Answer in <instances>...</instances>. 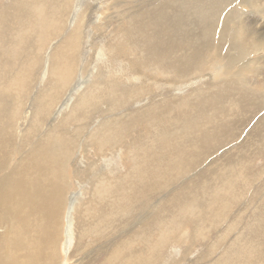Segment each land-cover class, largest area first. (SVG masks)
<instances>
[{
  "label": "bare ground",
  "instance_id": "obj_1",
  "mask_svg": "<svg viewBox=\"0 0 264 264\" xmlns=\"http://www.w3.org/2000/svg\"><path fill=\"white\" fill-rule=\"evenodd\" d=\"M137 3L142 11L137 22L131 19L119 38L128 54L143 56L156 73L193 79L178 89L181 94L152 103L143 102L150 94H140L144 98L137 102L140 96H129L133 89L121 92L108 80L115 74L109 63L104 76L95 69L87 74L89 30L77 25L78 13L86 9L83 0H0V264H174L186 242L180 233L193 220V242L218 236L208 256L190 264L207 258L209 264H264V196L242 174L253 156L264 152V140L250 145L248 153L237 147L241 134L230 137L228 129L252 110H264L258 105L264 101V30L254 16L264 21V5L259 0ZM74 7L81 10L72 14ZM247 9L261 13L250 15ZM223 12H229L224 19ZM180 29L187 34L178 35ZM55 35L60 38L52 44ZM45 53L49 78L40 72L33 77ZM208 68L213 72L204 73ZM35 79L41 89L36 87L33 104L28 108L27 99L23 109ZM45 83L49 89L43 91ZM238 93L240 99L231 96ZM229 105L233 112L226 110ZM258 115L255 135L262 137L264 115ZM136 119L153 122L137 151H128V172L116 177L113 169L115 178L108 177V168L119 163L115 152L87 176L92 186L74 182L69 172L75 178L87 167L83 156L74 160L76 152L92 145L119 148ZM222 128L229 136L221 135ZM225 140L229 149L217 153ZM232 150L245 155L227 162ZM165 182L169 191H163ZM90 193L95 202L87 198ZM238 230L240 236L230 237ZM228 238L227 249L218 254L215 248Z\"/></svg>",
  "mask_w": 264,
  "mask_h": 264
},
{
  "label": "rangeland",
  "instance_id": "obj_2",
  "mask_svg": "<svg viewBox=\"0 0 264 264\" xmlns=\"http://www.w3.org/2000/svg\"><path fill=\"white\" fill-rule=\"evenodd\" d=\"M87 1L83 0V6H84V4H86L84 6V7H86V9H84V12H82V11L79 12L81 9H79L77 7H74V9L72 10V14L74 13L75 10L79 12L77 15L79 18L77 25L78 26L82 25L84 27V30H85V27L89 30V32H88L89 38L87 41H89L90 46H89V52H87V55H91V56L88 58L89 61L86 62V70L88 71L87 74L91 73L92 69H95V71L98 74H102L104 76V74L107 71V67L104 64L109 63L110 64V67H108L109 71H113V73H115V74H110L113 76L108 77L109 79L108 78L107 79L110 81L116 82L115 84L119 90L123 89L124 91H126V90L129 91V90L133 89L132 91H130V92H134L133 95H129L131 97L134 96L136 98V97H139L140 94H143V93L150 94L148 97L152 101L150 99L146 98L148 100V102H147V100L143 101L146 103H152L153 99H156V100L163 99L165 97V95H169V97H170L171 93L174 95L175 94H181V92L178 93V91H179L178 89L182 88L183 86L190 85V83H193V79L191 76L186 77V75H182L181 79H178V78H174V77H168L165 74H161L158 72H157L158 73L157 74L156 68L154 67V65H152L151 63L146 65L147 59H145L143 56H141L139 54V56L142 57L140 60V57L138 55L134 54V56H133V52H132V55H131V53H130V55L128 54L129 53V51H127L128 48L126 47V45L124 46V43L123 44L121 43L119 38H121L125 29L128 30L130 28L131 19L133 20L132 21L133 23H134V20H136V22H137L138 15L142 12V11H139L137 8V5H140L137 3V0H128V1L127 0H90L91 2L90 1L87 2ZM259 1L261 2L259 6L264 5V0H259ZM143 3L145 4L146 0H143ZM96 6L99 7V10L96 9ZM12 8L13 7L11 6V9L10 8L8 9L9 13H12L14 11L13 10L14 8L13 9ZM70 10L67 11L69 16H70ZM54 11H55V13H57V10H54ZM247 11L249 14L250 13H252V14L253 13H261V11L256 10V9L250 10V11L247 9ZM67 13H65L63 16L64 22L68 20L67 15H66ZM150 14H153V13H150ZM228 14H229V12H223L222 18L224 19ZM155 16L156 15H154V17ZM254 16H255L256 20H259L260 23L263 24L262 27L264 30V21H262L263 16H261V15H254ZM151 17H152V15H151ZM92 27H93V29H92ZM230 27L233 28L232 25H230ZM215 30H213V31H215ZM165 32H167V31H165ZM177 34L178 35L179 34H187V31L185 29H180V30H177ZM59 38H60L59 35H55L52 38L53 41L51 40V43L53 44L54 42H57V39H59ZM213 38H214V36H212V39ZM203 40L208 41L209 39L204 38ZM51 43H50V45H51ZM218 43H219V39H218ZM29 45H30V43H29ZM53 46L54 45H52L51 47H53ZM55 46H54V48H55ZM162 46L165 50H167L170 47V44L168 42H166V43H162ZM148 47L151 51V45ZM224 47H226V46H224ZM100 50H102V51L100 52ZM104 51H106V53ZM43 55L46 56V58L43 60L44 65L40 68L41 70L38 68V65H35V67L37 68V72L32 73L33 77H36L35 75H37V73L40 72L41 76L46 75V78H49L47 66H46L47 65L46 62H48L47 57H49V56L46 53ZM245 58H250V57H245ZM176 61L181 63V61H179V60H175V62ZM178 62H176V64L179 65ZM8 70L10 72H12L13 68L8 69ZM43 70L44 71L46 70V71L44 72ZM208 71L213 72L209 68L204 69V73L207 74ZM260 72L262 73L260 78L263 80L264 69L260 70ZM205 77H206V79H209L208 80L209 83L206 82V84L209 85L211 83V81H210L211 78L210 77L207 78V75ZM247 77H248V74H247ZM79 79L80 78L78 77L77 81ZM86 79H88V78L86 77ZM37 81L38 80H36L35 82L31 81L33 85L32 84L29 85L28 94H27L26 98L23 99V104H22L23 109L26 108L25 102L27 99L28 100H27L26 104H27L28 108L30 105L33 104V98L30 99V97H33V95L36 94V87L38 89H41L40 88L41 83H37ZM135 82H136V84H135ZM46 83H48V81ZM46 83L44 84V87L42 88L43 91H46L49 89V88L45 87ZM130 84H132L133 86H131ZM200 84H202V85L200 86ZM135 85H136V87H135ZM194 85H196L197 87L208 89V92H210L212 89L211 86L204 85L203 82H201L200 80L199 81L194 80ZM119 90H118V92H119ZM15 92L17 93L18 91H15ZM121 92H122V90H121ZM18 93H19V95H21L20 92H18ZM136 93H137V95H136ZM190 93H187V94H190ZM62 94H63V91H62V93L60 92V95H62ZM231 96H234V97H237L238 99H240L242 97V93L232 94ZM34 97H35V95H34ZM175 97L176 96H174V98ZM143 98H144L143 96H140V98H137V102H139L140 99H143ZM175 99L177 100V98H175ZM14 101H17L16 97H14ZM149 101H151V102H149ZM13 103L14 102H12V104ZM136 105H138V104H135V107H136ZM258 105H261V107H263L264 101H261ZM13 106L14 105H12L11 107H13ZM100 106H105V105L101 104ZM145 106H147V104ZM230 106L231 105L227 106L226 110L228 108H230L232 110V108ZM254 108H259V106H255ZM254 110H252L250 112V115L248 114V116H246L245 121L242 120L241 123L237 122L238 124L236 123V124H229L228 125L229 126L228 129H230V131H233V133H232L233 136L230 135V137L234 138V135H236V134L240 135L241 134L240 138L237 137V135H236L237 139L239 138L238 139L239 142H237V141L236 142L239 144L241 143L237 147L242 146L243 149H246L248 151V153H249L250 145L251 146L258 145V143L261 140H264V134L262 137L255 135L257 133L255 128H257L259 125V121L255 118V115L259 114L258 116L262 117L264 115L263 114L264 110L261 111L260 113L257 111H254ZM62 112H64L63 109H60V113H62ZM232 112H233V110H232ZM260 117H257V118H260ZM107 119H110V117H108ZM135 122L132 123V125L125 130L124 135L121 137V146L119 148H115L112 146H105V147L100 149L98 145H92V146L84 147V149H83L84 151L79 149L78 152H76L77 154H76L74 160H76L77 157L83 156L84 161L87 162V167L84 170V173L79 174L78 177L76 176L75 178H74L75 172L74 171L69 172L73 181L74 182H76V180H78V182H85L86 181L87 185L92 186L89 179H87V176H89L90 172H95V171L97 172L98 169L100 168V165H103V163L105 164V162H103V160H105V159L110 160L113 157V154H115V152L119 153V154L117 153V155L115 156L116 161L118 160V162H119L118 166H115V164L113 165L111 163V166L112 165L113 166H112V168H108V170L111 169V171H110V173H108V171H107V175H109L108 177H110V178H115L114 174H113L114 172L112 173V171H114L113 169H116L115 171H117V173H115V174H117V175H115L116 177L118 176V174H120V176L126 174L130 168V165H131V161H130L131 157L128 155L129 154L128 151L132 150V149L137 151V147L139 144L137 141L142 142L143 140L148 138V135L151 134V132L149 131L150 122H153V120L152 121H143V122L140 120H137ZM233 125H235V126H233ZM231 127L233 128V130ZM221 131H222L221 135L229 136V135H225L223 133V131H224L223 128L221 129ZM77 142H78V139H77L76 143H74L75 145L74 144L71 145L72 146V152H74L76 150V148L74 149V147H76ZM84 143L85 142L82 141L81 145H83ZM226 143L227 142L225 140L224 144H226ZM224 144H221V145L215 147L217 153L223 154L227 150V148L229 149V147H230L229 144H226V145H224ZM246 146L247 147L249 146L248 149ZM241 154H243V153L239 154L238 150H232L226 156L227 162L241 158V156H242ZM243 155H245V154H243ZM253 158H254L253 159L254 161L252 160L253 163L248 165L249 169L247 168L246 170H244L242 172V174H243V176L245 175L247 178H249L252 188L254 187L253 189L255 191H260V192L262 191L263 193L261 192V194H263V196H264V152L261 153L259 156L258 155L253 156ZM90 161H91V163H94L92 165H97V167L96 168H90ZM107 164H109V162H107ZM249 180H247V182ZM166 185H167V182H165L163 184V191H169L170 190V187H167ZM74 186H76V185H74ZM256 186H258V187H256ZM76 190L77 189L75 188L74 192ZM90 194H91V197L87 195V198H89L90 200L96 199L95 196H93L94 198L92 197V193H90ZM253 194H255V193H253ZM254 196L257 197L256 195H254ZM255 201L257 202L256 199H255ZM94 202H95V200H94ZM137 215H138L137 216V222H138V220L140 219V215L138 213H137ZM148 217H149V213L147 215V218ZM194 225H195V220L189 221V224L180 233V237L182 238L183 241L186 240V242L182 241L183 243L179 246V249H178L179 254H176L179 256L177 257L178 259L175 257L176 260H174V264H190L191 261L197 260L199 257H204L206 255L208 256V253H209L208 251H210L209 245L213 246L215 244L218 234H213L212 236L215 239L210 238L208 240L209 242L208 241L203 242L202 239H198L197 241L193 242L194 231H195ZM241 233H242V230H238V232H233L230 235V237L235 238L237 236H240ZM226 240H225V244H219L218 247L215 248V249H217L218 254H220L223 250L227 249V246H228L227 244H228L229 238ZM219 246H220V249H219ZM180 249H182V250H180ZM188 251H189V254H188ZM137 252H140V251H137ZM180 252H181L183 257L186 256L185 258H188V259L182 260ZM174 256H175V254H174ZM180 259H181V262H179ZM176 261H178L179 263ZM209 263H211V260H209V258H207V259H204V261L202 263H199V264H209Z\"/></svg>",
  "mask_w": 264,
  "mask_h": 264
}]
</instances>
